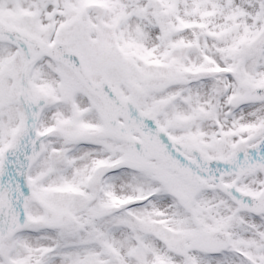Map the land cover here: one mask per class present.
<instances>
[{
	"label": "snow or ice",
	"instance_id": "obj_1",
	"mask_svg": "<svg viewBox=\"0 0 264 264\" xmlns=\"http://www.w3.org/2000/svg\"><path fill=\"white\" fill-rule=\"evenodd\" d=\"M0 264H264V0H0Z\"/></svg>",
	"mask_w": 264,
	"mask_h": 264
}]
</instances>
